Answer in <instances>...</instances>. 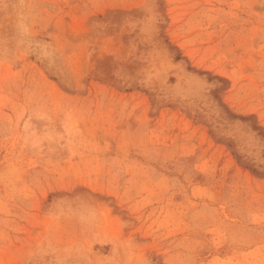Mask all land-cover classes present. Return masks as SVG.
<instances>
[{"label": "rangeland", "instance_id": "rangeland-1", "mask_svg": "<svg viewBox=\"0 0 264 264\" xmlns=\"http://www.w3.org/2000/svg\"><path fill=\"white\" fill-rule=\"evenodd\" d=\"M0 264H264V0H0Z\"/></svg>", "mask_w": 264, "mask_h": 264}]
</instances>
